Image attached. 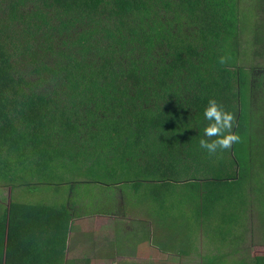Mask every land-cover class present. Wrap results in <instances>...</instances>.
<instances>
[{"label":"trees","instance_id":"trees-1","mask_svg":"<svg viewBox=\"0 0 264 264\" xmlns=\"http://www.w3.org/2000/svg\"><path fill=\"white\" fill-rule=\"evenodd\" d=\"M210 100L239 137L215 154ZM0 178L68 187L62 204L2 200L0 264H62L89 212L171 213L175 239L203 220L264 235V0H0Z\"/></svg>","mask_w":264,"mask_h":264},{"label":"crops","instance_id":"crops-1","mask_svg":"<svg viewBox=\"0 0 264 264\" xmlns=\"http://www.w3.org/2000/svg\"><path fill=\"white\" fill-rule=\"evenodd\" d=\"M93 213L72 223L65 249L58 255L62 264H257V256L264 255L247 239L259 231L250 224H232V235L222 240L220 225L213 221L203 220L200 225L185 221L183 232L175 239L171 213H145L139 207L126 217L110 210L104 215ZM162 216L168 219L162 221ZM242 233H246L244 240Z\"/></svg>","mask_w":264,"mask_h":264},{"label":"rangeland","instance_id":"rangeland-1","mask_svg":"<svg viewBox=\"0 0 264 264\" xmlns=\"http://www.w3.org/2000/svg\"><path fill=\"white\" fill-rule=\"evenodd\" d=\"M3 178H0V182ZM125 187H127L126 185H124ZM152 186V185H150ZM149 186H145V189H144V193H139L138 195L140 197H143L144 199H147L149 198L152 194L151 193H148L146 192V189H148ZM22 190L20 189H15V190H12V188L10 187H3L1 188L0 187V203L4 204V206H8L9 202L11 201V197H16L18 198L19 201H24V202H35V201H39V200H45V201H56V202H59L60 204L62 203H65L66 202V199H67V193H68V187H65V188H61L59 191L57 189L56 186H47L45 189H43L42 191L40 192H36V193H32V194H27V192L25 190H23V192H21ZM19 195V197H18ZM78 196H85L87 195V192H86V189L82 190V191H78L77 193ZM115 197L117 199V201H119L121 199V195H120V192L115 194ZM257 195L256 194H252V200L254 201V203H252V207L254 209H252L253 211V218H256L255 216V212L257 211V208L260 206V205H263V209L262 211L259 213V218L262 214H264V199L258 201L256 199ZM3 200V201H2ZM258 202V203H255ZM141 203L143 202H146V201H140ZM152 213V211H148V210H145V213ZM252 218V219H253ZM251 223V220L250 222ZM260 224V220H259V224H258V220H257V223H254V226L256 227V229H259L260 228L258 227ZM247 239H252V241H254V244H257V247L255 250L257 251H264V235H260V232L259 231H255V233L253 234V237H249L247 236ZM248 241V240H247ZM248 245V244H247Z\"/></svg>","mask_w":264,"mask_h":264},{"label":"clouds","instance_id":"clouds-1","mask_svg":"<svg viewBox=\"0 0 264 264\" xmlns=\"http://www.w3.org/2000/svg\"><path fill=\"white\" fill-rule=\"evenodd\" d=\"M203 117L209 122L204 128V137H216L211 141L205 138L200 139V147L207 153L215 154L219 150H227L233 143L238 142L237 135L228 134L233 127L232 114L223 111L215 100L209 101L208 106L204 109Z\"/></svg>","mask_w":264,"mask_h":264}]
</instances>
